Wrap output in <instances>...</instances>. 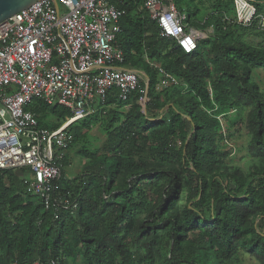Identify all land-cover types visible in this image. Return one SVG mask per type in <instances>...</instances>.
<instances>
[{"label": "rangeland", "instance_id": "obj_1", "mask_svg": "<svg viewBox=\"0 0 264 264\" xmlns=\"http://www.w3.org/2000/svg\"><path fill=\"white\" fill-rule=\"evenodd\" d=\"M223 1L225 3L234 0H187L181 4V7L188 8L194 19L196 17L198 19L199 11V19H202ZM231 5L229 4V7ZM136 17L141 18V15L137 14ZM148 36L147 33L144 38ZM159 38H161L160 35ZM142 39V37L138 38V41L143 43ZM227 41L243 43L253 49L264 51V34L255 29L239 30L233 38L226 39ZM220 49L219 41L204 45L193 73L198 75V79H203L210 95L211 105L204 106L198 99V123L204 125L203 134L198 132V143L206 141L209 148L207 154L198 158V167L185 159V146L191 141L196 130L192 118L181 114L183 109L180 106V103H185L194 94L180 77L172 76L167 72L171 71L169 66L174 51L172 44H169L165 52L160 54L153 55V49H147L149 63L155 68L147 67L142 60L134 61L132 67L140 69L142 74L140 94L133 99L130 111L121 114L103 113L84 122H78L68 130L69 139L66 149L62 151L63 156L60 162L63 166L64 179L67 175L77 178L86 172L101 173L103 168L112 169L113 163H118V174L115 175L116 182L113 189L123 191L127 181L130 182V179H136L133 177H138L133 175L143 174V177H138L134 181L137 183L131 196H127L129 199L127 204L126 196H121L115 201V204H126L125 206L130 210L125 221L123 220L117 229L120 238L123 239L121 247L116 249L111 245L107 232L108 222L111 223L115 219L121 220L120 208L112 205L106 209L103 208L107 218L103 222L97 220L101 211L100 207L92 211H88L87 208L83 219L89 222V234L93 237L94 243L88 246L78 236L67 233L62 235L61 239L64 243H61L63 246L60 245L61 252L65 259H71L68 264H82L81 256L84 255L86 247H89L90 251V259L86 264H105L95 251L100 243L104 255H112L115 264H160L161 256L171 246L167 238V228L144 232L143 224L145 219L152 212L158 211L163 203V195L168 190L172 174H176L180 179L182 189L177 203L165 217H176L186 226L183 244L188 246L195 243L197 235L204 233L208 248L213 251L224 249L218 236L209 227H204L203 224L196 226L191 222L188 208L197 213L198 217L206 223H209L212 216L206 205L209 201L207 187L201 192L204 206L194 207L190 200V193L196 187L197 179L193 173L195 171H198L200 176L204 175L203 180L208 186L213 181L223 186L228 185L231 194L235 196L231 203L238 206L243 216L235 240L236 247L229 253L225 264H264V259L257 252L251 253L250 246L255 235L264 236V134L261 142L255 139L254 134L257 130L255 100L250 95L241 93L240 80L226 74L220 67ZM233 59L237 68L250 69L251 82L258 87L260 95L264 98V69L245 64L238 58L233 57ZM158 67L163 69L170 78L161 76L157 71ZM152 76H155V82L151 87ZM150 100L155 101L158 110H147ZM173 115L178 116L174 121L170 118ZM39 118L50 131L64 124L62 120L53 117L49 110L39 114ZM172 130L176 134L171 135ZM156 133L171 143L176 151L175 157L166 161L150 158L146 161V165H143L136 155L130 162L127 151L140 153L142 150L150 149L148 141ZM124 134L130 135L131 139L128 142L123 140L121 145L125 150L122 152L116 146V142ZM150 172L155 174L148 175ZM0 189L8 202L6 219L9 225L14 227L12 235L15 241L17 240L16 244H13L12 236L5 240L0 238V255L10 259L11 264H18L20 257L25 255L23 249L31 213L39 207V202L28 197L21 187H13L7 176L0 175ZM252 189L256 191V195L253 199L246 200L243 194ZM19 207H25L26 210ZM102 207L105 206L102 204ZM53 224L52 220L36 224L41 239V249L44 245H48L49 248L52 245L47 233ZM69 243L76 246L72 252L64 246Z\"/></svg>", "mask_w": 264, "mask_h": 264}, {"label": "built area", "instance_id": "obj_2", "mask_svg": "<svg viewBox=\"0 0 264 264\" xmlns=\"http://www.w3.org/2000/svg\"><path fill=\"white\" fill-rule=\"evenodd\" d=\"M55 1L58 10L43 0L0 24V172L27 170V193L57 212L78 208L71 193L56 195L69 127L110 109H128L142 73L126 68L118 43L127 6L137 0ZM141 10L158 25L161 38L174 41L185 55L213 37L212 19L223 31L235 27L264 34V0H234L229 14L211 11L198 20V29L186 11L177 10L175 0H141ZM157 71L170 78L163 69ZM113 94L116 103L109 105ZM34 102L63 108L69 115L50 131L29 110ZM36 264L68 263L52 259Z\"/></svg>", "mask_w": 264, "mask_h": 264}, {"label": "trees", "instance_id": "obj_3", "mask_svg": "<svg viewBox=\"0 0 264 264\" xmlns=\"http://www.w3.org/2000/svg\"><path fill=\"white\" fill-rule=\"evenodd\" d=\"M185 1L187 0H175L176 8L180 12L186 11L190 24L198 29L200 27L198 24L200 12L198 11V19L197 17L196 19H194L188 8L181 7V4ZM229 4H232L231 7H229ZM232 6V1L225 3L223 1L219 5H216L211 11H224L229 14L232 10ZM137 14L141 15V18H137ZM210 22L215 23L216 25V32L213 37L201 42L194 54L185 55L176 46L174 41L165 38H159L160 31L158 25L147 18L145 13L141 10V0H137L136 3L129 2L127 6V15L121 20L122 33L118 37V43L125 53L126 68L139 72H141V70L133 68L132 65L134 64V61L140 62L142 60L144 64L149 67L145 62V60L148 59V54L146 52L147 49H153V55H155L156 53L160 54L165 52L169 44L174 45V51L172 53L173 59L169 66V69H171V71H167V69L166 71L172 76L180 77L184 82H186V84L190 87L192 93L194 94V96H191L190 99L185 103H180V106H182L183 109V113L181 114L192 118V123L196 130V133L193 135L191 141L185 146V159L196 167H198V158L207 154V152L209 151V148L206 145V141L201 142L200 144L198 143V132L203 134L204 130V125H200L201 123H198V99L203 103L204 106L210 107L211 105L210 95L205 87L203 79H198V75L196 76L193 73L195 72L194 70L196 69L198 58L202 55L201 48L208 43H215L218 41L221 43V49L219 52L220 67L226 74H229L232 77L240 80L241 93L250 95L255 100V121L257 125V130L254 134L255 139L258 142H261L262 136L264 134V98L260 95L258 87L251 82L250 69L248 67L237 68L236 63L233 59V57L238 58L245 64L257 66L264 69V51L253 49L252 47H249L243 43L234 41L226 42V39L233 38V36L239 30L245 31L248 29L228 27L226 31H223L222 26L219 25L216 20L212 19ZM147 33L149 34V36L144 38V35H146ZM141 37L143 38V43L141 41H138V38ZM151 79L152 81L150 83V86L152 87L155 82V76H152ZM139 94L140 87L128 100V109H110L106 113L121 114L125 111H130V109L132 108L133 99L136 98ZM115 103L116 96L113 94L110 100H108V104L115 105ZM158 109L159 108L157 104H155V101L150 100V103L147 106V110L152 111ZM29 110L37 116L40 126L45 129L46 127L41 123L39 114L49 110L50 114L56 119L62 120V123L69 115L68 112L63 108L48 107L41 102L32 103L29 106ZM97 115H102V113ZM176 117L178 116H170L173 121ZM162 122L165 123L166 121ZM169 122L172 124L171 120H169ZM76 124L70 126L68 130H70ZM61 125L56 126L51 131L59 129ZM174 134L176 133L172 130L171 135ZM130 139V135L124 134L116 142V146H118V149L123 152L125 149L124 146L121 145V143L123 142V140L125 142H128ZM148 146L150 147V149L142 150L140 151V153L127 151L131 160L130 162L134 160V157L136 155L138 156L140 162L143 163V165H146V161L150 158L166 161L168 159L174 158L176 155V151L171 143L168 142L166 138L161 137L157 133L153 138L149 139ZM204 161L207 162L205 158ZM118 166V163H113L112 169L103 168V172L101 173H83L75 178L74 181H67L66 179H64L62 166V177L57 184L56 195L63 196L67 193H71L73 197L77 198L78 200V208L75 211L59 210L57 212L53 209L46 210L40 199L31 197L27 193L26 187L23 183L24 178L28 175L27 170L0 172V175L7 176L9 178L13 187H21V189L24 190L28 197L39 202V207H37L33 211V213H31L28 235L25 240V247L23 249V254L25 255L20 257L21 259L18 264H36L37 262L46 263L52 259H59L64 263L70 262V258L65 259L63 257L60 246L62 245L61 243H64L62 242L61 237L66 233L78 236L83 243L91 246L94 243V239L89 234V222L86 219H83L87 208L88 211H92L100 207L101 211L97 216L98 222L107 220L104 215L105 210H103V208L106 209L111 205L118 206L120 208L119 210L121 220L117 221L115 219V221L111 223L108 222L107 226L108 236L111 239L112 243L111 245L116 249L120 248L123 239L120 238L117 229L121 222L123 220L125 221L126 215H129L130 210L125 206L129 201V199H127V196H131V193L133 192L137 183L134 181L138 177H143V174L133 175L138 177H133L136 179H130V182L127 181L126 188L123 191H117L116 189H113V185L116 182L115 175L118 174ZM208 168L209 167H207V169ZM193 173L196 175L197 180L195 190H192L190 193V200L192 201L194 207L204 206V198L203 194L201 196V192L207 187V189L209 190V201L206 205L209 212L212 213V216L209 219V223H206L201 218H199L197 213H194L191 208H188L187 211L191 216V222L196 226H198L199 224H203L204 227H209L212 232L218 236V240L220 241L224 249L213 251L212 249L208 248L205 236L206 234L204 233H200L197 235V241H195V243L189 244L188 246H185L183 244L185 239L183 233L184 231H186V226L179 222L176 217H165L168 211L171 210L177 203L182 189L180 179L176 174H172L170 175L168 190L165 191L163 195V203L159 207L158 211L152 212L145 219V222L143 224L144 232H148L150 230L157 231L158 229L167 228V238L170 240L171 246L169 247V250H167L166 253L161 256L160 264H225L228 259L229 253L232 252V250H234L236 247L235 240L237 239L240 220L243 218V216L238 210V206L231 203L232 199H234L235 196L231 194L228 185L223 186L216 181H213L208 186L203 180V174H201L200 176V174H198V171H195ZM18 174H22L23 176H19ZM154 174V172L148 173V175ZM255 193L256 191L252 189L250 190V192H245L243 196L244 198H246V200H251L256 195ZM121 196H126V204H115V201ZM102 204L105 207H102ZM7 205L8 202L0 189V238H3L5 240L12 236L11 243L16 244L17 240L15 241V237L12 235L14 233V227L9 225L6 219V212L8 210ZM19 208L22 210H26L25 207ZM46 220H52L54 223L47 233L52 241V245L50 248L48 247V245H44L43 249H41V239L38 234L36 224L43 223ZM64 246L71 249V252L76 247L72 246V243ZM250 246L251 253L257 252L259 256L264 259L263 235H255L250 242ZM95 251L105 264H115L112 259V255H104L101 243L97 245ZM81 257V263L86 264L87 260L90 259L89 247H86V249L84 250V255H82ZM0 264H11V261L10 259H5V257L0 255Z\"/></svg>", "mask_w": 264, "mask_h": 264}, {"label": "water", "instance_id": "obj_4", "mask_svg": "<svg viewBox=\"0 0 264 264\" xmlns=\"http://www.w3.org/2000/svg\"><path fill=\"white\" fill-rule=\"evenodd\" d=\"M43 0H0V24L14 16L15 14L29 8L37 2ZM58 10V5L55 0H51Z\"/></svg>", "mask_w": 264, "mask_h": 264}, {"label": "crops", "instance_id": "obj_5", "mask_svg": "<svg viewBox=\"0 0 264 264\" xmlns=\"http://www.w3.org/2000/svg\"><path fill=\"white\" fill-rule=\"evenodd\" d=\"M66 178V180H68V181H74L75 180V177L74 178H72L71 176H69V175H67V177H65Z\"/></svg>", "mask_w": 264, "mask_h": 264}]
</instances>
